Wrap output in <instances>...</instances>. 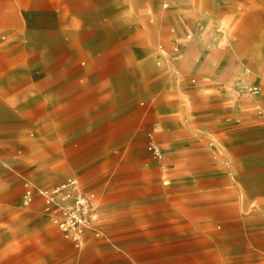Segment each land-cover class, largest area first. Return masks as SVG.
<instances>
[{"label": "rangeland", "instance_id": "obj_1", "mask_svg": "<svg viewBox=\"0 0 264 264\" xmlns=\"http://www.w3.org/2000/svg\"><path fill=\"white\" fill-rule=\"evenodd\" d=\"M204 2L151 0L139 22L153 31L148 54L120 62L117 82L101 91L86 74L70 78L63 119L36 113L37 99L51 103L46 55L34 63L22 52L0 64V264L80 261L43 197L22 201L26 180L38 190L70 175L96 193L87 232L101 238L100 224L117 233L144 264H264V0H236L228 20ZM3 3L0 55L15 40L10 32L29 28L22 10L32 7V0ZM202 12L217 16L223 34ZM236 37L250 53L234 49ZM255 81L261 92L239 98L237 88ZM156 123L161 160L148 149L146 132ZM62 126L69 130L53 137ZM54 138L65 147L50 148Z\"/></svg>", "mask_w": 264, "mask_h": 264}, {"label": "crops", "instance_id": "obj_2", "mask_svg": "<svg viewBox=\"0 0 264 264\" xmlns=\"http://www.w3.org/2000/svg\"><path fill=\"white\" fill-rule=\"evenodd\" d=\"M3 1L6 6L10 5V2H16V0ZM235 1L205 0L203 4L214 2V5L218 6L216 13H221L228 20L235 18ZM62 2L67 9L60 7L57 0H32V7L29 10H22L23 16L30 22L29 28L15 29L17 32H10L9 37L15 40L10 49L0 55V64L4 67H7L10 57H13L11 55L28 53L31 55V62L38 60V55H46L44 61L47 66V78L45 81L47 96L50 97L48 100L51 103L45 108L42 107L44 100L40 97L41 99H37L36 113L38 116H47L52 119L67 117L68 109L65 103L70 95L68 89L70 78L79 82V77L86 74L89 83L99 87L100 91L106 86H112L117 82L120 62L126 64L129 55L148 54L149 39L153 32L152 29L143 28L139 23L149 14L151 0H62ZM199 4H201L200 0ZM167 6V3L164 4V7ZM202 14L206 17V22L208 19L212 21L215 33L220 30L218 28L220 26L223 30L220 33L223 34L225 27L218 22L215 14L203 12ZM134 21L138 24L135 25ZM171 31L173 36L178 33L175 29ZM158 49L157 64L160 65L162 51L165 50L162 49V44L158 45ZM87 61L90 64L89 67L85 66ZM37 64H40V61H37ZM32 68L39 69L38 65ZM245 77L250 78V73L245 72ZM247 83L261 85L258 81ZM114 99L117 100V97L115 96ZM156 125L157 123L146 132L147 135L150 131L158 132ZM68 130L69 126H62L59 130L51 131L54 137L57 133H65ZM48 146L58 149L64 148L65 144L58 138H54ZM70 178H77L81 182L77 175H70L63 181ZM82 187L94 194L95 202L96 193L84 184ZM94 204L97 209L96 203ZM123 210L125 211L122 212H131L128 208ZM98 228L102 232L101 238L96 239L95 233L89 231L86 234L85 248L83 249L84 245L75 246L80 251V261L76 264H144L134 255L128 241L120 240L115 232L105 233L100 224ZM50 231L56 236L53 229ZM57 237L63 239L62 236ZM212 264L218 263H215L214 259Z\"/></svg>", "mask_w": 264, "mask_h": 264}, {"label": "built area", "instance_id": "obj_3", "mask_svg": "<svg viewBox=\"0 0 264 264\" xmlns=\"http://www.w3.org/2000/svg\"><path fill=\"white\" fill-rule=\"evenodd\" d=\"M188 37H191V34ZM260 92L261 86L256 83H245L237 88V95L241 99L257 96ZM260 113L264 116V109ZM148 137V149L155 158L163 159L164 150L155 137V131H150ZM36 195L43 197V209L57 227L65 236L71 238L77 247H81L86 232L95 228L94 194L85 191L77 178H70L50 188L38 190L26 180L22 195L23 203L30 205L35 201ZM96 234L99 235V231H96Z\"/></svg>", "mask_w": 264, "mask_h": 264}, {"label": "bare ground", "instance_id": "obj_4", "mask_svg": "<svg viewBox=\"0 0 264 264\" xmlns=\"http://www.w3.org/2000/svg\"><path fill=\"white\" fill-rule=\"evenodd\" d=\"M195 3L198 5L199 4V0H194ZM235 41L234 42V49L237 50V52H240L242 55H246L248 54V48H243L242 45L244 44V42L242 41V39H240L239 37L235 38ZM253 48V47H252ZM252 52V51H251ZM260 52L261 51H258L257 54L260 55ZM250 53V52H249ZM255 64V63H254Z\"/></svg>", "mask_w": 264, "mask_h": 264}]
</instances>
